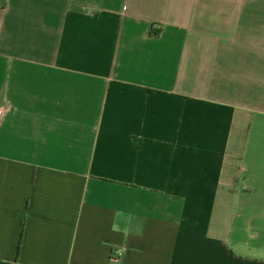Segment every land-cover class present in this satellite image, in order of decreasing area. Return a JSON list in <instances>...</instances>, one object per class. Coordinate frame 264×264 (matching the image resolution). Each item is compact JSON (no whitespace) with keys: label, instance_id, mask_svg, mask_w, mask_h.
<instances>
[{"label":"crops","instance_id":"0c3cea01","mask_svg":"<svg viewBox=\"0 0 264 264\" xmlns=\"http://www.w3.org/2000/svg\"><path fill=\"white\" fill-rule=\"evenodd\" d=\"M0 264H264V0H0Z\"/></svg>","mask_w":264,"mask_h":264},{"label":"built area","instance_id":"2783aa9c","mask_svg":"<svg viewBox=\"0 0 264 264\" xmlns=\"http://www.w3.org/2000/svg\"><path fill=\"white\" fill-rule=\"evenodd\" d=\"M120 254H121L120 252H116L115 255H113V257L116 258V257L119 256Z\"/></svg>","mask_w":264,"mask_h":264}]
</instances>
